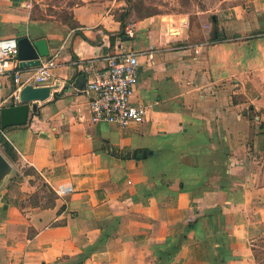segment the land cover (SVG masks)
I'll return each mask as SVG.
<instances>
[{
	"label": "crops",
	"instance_id": "1",
	"mask_svg": "<svg viewBox=\"0 0 264 264\" xmlns=\"http://www.w3.org/2000/svg\"><path fill=\"white\" fill-rule=\"evenodd\" d=\"M201 2L0 0V37L44 40L58 85L3 132L56 199L23 172L2 187L0 264H264V0ZM125 52L146 120L94 123L84 87ZM13 91L1 77L0 119Z\"/></svg>",
	"mask_w": 264,
	"mask_h": 264
},
{
	"label": "built area",
	"instance_id": "2",
	"mask_svg": "<svg viewBox=\"0 0 264 264\" xmlns=\"http://www.w3.org/2000/svg\"><path fill=\"white\" fill-rule=\"evenodd\" d=\"M195 51L200 53L201 50L196 47ZM18 53V38L0 37V78H12L14 83L12 105L19 103V92L25 85L30 82L35 86L50 85L51 77L49 63L41 64L32 70L20 68ZM139 68V53L125 52L108 57L106 67L96 73L84 87V93L89 99L88 109L92 122H109L120 127L145 122L146 107L133 103ZM25 75L27 77L24 79ZM68 190L60 189L58 194L64 195Z\"/></svg>",
	"mask_w": 264,
	"mask_h": 264
},
{
	"label": "water",
	"instance_id": "3",
	"mask_svg": "<svg viewBox=\"0 0 264 264\" xmlns=\"http://www.w3.org/2000/svg\"><path fill=\"white\" fill-rule=\"evenodd\" d=\"M19 66L22 69L39 67L41 59L49 55L48 46L44 40H32L30 37L18 39ZM58 85L35 86L33 82L25 85L19 92V103L2 109L0 124L2 129L26 125L30 118L38 111V103L50 98L52 90ZM54 96L57 97L55 94ZM152 152L144 151L143 154L134 152L133 157H148ZM15 172L13 163L0 149V190L9 181Z\"/></svg>",
	"mask_w": 264,
	"mask_h": 264
},
{
	"label": "rangeland",
	"instance_id": "4",
	"mask_svg": "<svg viewBox=\"0 0 264 264\" xmlns=\"http://www.w3.org/2000/svg\"><path fill=\"white\" fill-rule=\"evenodd\" d=\"M50 2V5L55 3L60 4L61 0H44V2ZM149 4L150 10L153 11V7H162V10L168 9L169 11L175 10L183 14L192 13L197 8L205 7L202 4L201 0H144V5ZM52 12V11H49ZM15 171L12 175L11 179L7 181L11 183L12 181L19 180L21 178L20 172H23L24 175L26 174H33L32 176V184L36 187V200H39V203L47 206L53 202V195H51L50 190L48 187L44 185V182L40 179L38 174H35L30 170V168H19L16 164H14ZM21 170V171H20ZM6 182V183H7ZM35 200V199H34Z\"/></svg>",
	"mask_w": 264,
	"mask_h": 264
},
{
	"label": "trees",
	"instance_id": "5",
	"mask_svg": "<svg viewBox=\"0 0 264 264\" xmlns=\"http://www.w3.org/2000/svg\"><path fill=\"white\" fill-rule=\"evenodd\" d=\"M4 131H5V129L0 130V149L7 156V158L12 163L15 164V163H17L19 157H18V154H17L16 150L14 149V147L5 138V136L3 134ZM30 170H32L33 173L37 174L34 169L30 168ZM28 175H33V174H28ZM44 185L46 187H48V189L50 190L51 195H53V200H55L56 199V193L45 182H44ZM190 226H192L191 223H190ZM173 252H175L174 249L162 250L161 253H159L160 256H159L158 260H160L163 264L169 263L170 261L173 260V257H174L173 256ZM78 264H84V262L80 260V262Z\"/></svg>",
	"mask_w": 264,
	"mask_h": 264
}]
</instances>
